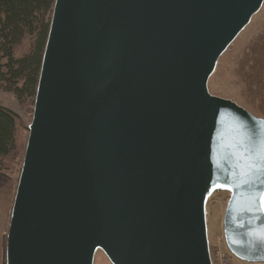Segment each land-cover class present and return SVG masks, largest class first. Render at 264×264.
<instances>
[{"label":"water","instance_id":"1","mask_svg":"<svg viewBox=\"0 0 264 264\" xmlns=\"http://www.w3.org/2000/svg\"><path fill=\"white\" fill-rule=\"evenodd\" d=\"M264 0H54L4 264H212L208 207L264 262V119L213 95ZM246 180L248 183H240Z\"/></svg>","mask_w":264,"mask_h":264},{"label":"rangeland","instance_id":"2","mask_svg":"<svg viewBox=\"0 0 264 264\" xmlns=\"http://www.w3.org/2000/svg\"><path fill=\"white\" fill-rule=\"evenodd\" d=\"M211 94L230 99L252 115L264 119V3L251 22L231 43L220 57L216 70L209 79ZM0 104L11 108L18 115L17 142L19 153L0 169V198L5 205L8 200L9 215L14 198L24 148L27 140V125L32 118L33 106L22 104L12 92L0 89ZM6 175V176H5ZM226 200L216 197L208 207V238L210 242L223 240L222 220ZM4 264V262L2 263ZM94 264H110L102 252H97Z\"/></svg>","mask_w":264,"mask_h":264},{"label":"trees","instance_id":"3","mask_svg":"<svg viewBox=\"0 0 264 264\" xmlns=\"http://www.w3.org/2000/svg\"><path fill=\"white\" fill-rule=\"evenodd\" d=\"M54 0H0V89L34 105ZM18 115L0 104V169L19 153Z\"/></svg>","mask_w":264,"mask_h":264},{"label":"built area","instance_id":"4","mask_svg":"<svg viewBox=\"0 0 264 264\" xmlns=\"http://www.w3.org/2000/svg\"><path fill=\"white\" fill-rule=\"evenodd\" d=\"M210 257L212 264H264L262 263H249L237 259L226 247L224 240H217L210 242Z\"/></svg>","mask_w":264,"mask_h":264},{"label":"snow or ice","instance_id":"5","mask_svg":"<svg viewBox=\"0 0 264 264\" xmlns=\"http://www.w3.org/2000/svg\"><path fill=\"white\" fill-rule=\"evenodd\" d=\"M238 147V155L242 158V159H247L249 161L248 167L249 170L253 169V168H264V163L262 164H253L252 161V156L249 155V149L244 147L242 144L237 146ZM260 159L261 161H264V142H262V148H261V152L259 153ZM240 183H248V181L246 180H241ZM252 201L255 202L257 199L259 201V207L257 209V211H259L260 213H264V190H260L257 192V194L255 196L251 197ZM262 239H264V233H261V237Z\"/></svg>","mask_w":264,"mask_h":264},{"label":"crops","instance_id":"6","mask_svg":"<svg viewBox=\"0 0 264 264\" xmlns=\"http://www.w3.org/2000/svg\"><path fill=\"white\" fill-rule=\"evenodd\" d=\"M0 173L2 174L3 172ZM0 190L2 192L1 186H0ZM9 208L10 206L8 205L7 198L4 207H3V202L1 201L0 198V264L4 262L5 240H6V232L8 228V221H9Z\"/></svg>","mask_w":264,"mask_h":264}]
</instances>
